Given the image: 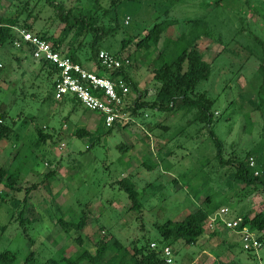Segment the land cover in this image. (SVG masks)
<instances>
[{"label": "rangeland", "instance_id": "374dc122", "mask_svg": "<svg viewBox=\"0 0 264 264\" xmlns=\"http://www.w3.org/2000/svg\"><path fill=\"white\" fill-rule=\"evenodd\" d=\"M55 4L76 20L73 26L60 18ZM263 13L264 0H0V17L16 18L19 28L29 25L34 32L61 39L62 50L74 53L88 69L96 70L91 55L96 39L101 49L127 56L132 83L130 120L107 133L98 121L86 124L81 105L72 108L67 102L59 109L58 100H44L54 76L39 70L30 56L24 58L23 51L0 48V112L8 111L6 122L13 133L0 139V169L13 158L17 171L16 189L0 183V254L10 258L9 264H44L51 257L74 258L82 250L94 254L101 239H117L128 251L129 264L136 244L161 246L157 223L194 211L210 192L218 206L233 214L264 212V187L245 186L233 178L232 165H220L207 128L191 121L194 109L131 106L136 92L138 103L161 104L156 97L162 83L155 69L165 59L174 60L179 37L189 35L200 19L196 48L209 64V76L191 95L202 92L213 101L211 128L222 141V156L244 159L253 152L249 165L264 179ZM163 21L169 23L158 40L138 46ZM186 66L184 62L181 72ZM37 127L51 134L39 146ZM77 129L91 134H77ZM121 177L135 183L139 209L131 208L117 182ZM82 217L81 229L65 231L59 222ZM259 234L261 245L251 250H244L225 229L217 234L207 230L195 244L179 239L168 245L176 264H264V231ZM112 253L107 249L100 263ZM0 264L6 263L0 259ZM76 264L94 263L81 259Z\"/></svg>", "mask_w": 264, "mask_h": 264}, {"label": "trees", "instance_id": "16d2710c", "mask_svg": "<svg viewBox=\"0 0 264 264\" xmlns=\"http://www.w3.org/2000/svg\"><path fill=\"white\" fill-rule=\"evenodd\" d=\"M51 3H54L55 0H48ZM171 1H178V0H171ZM57 9V12L60 14V18L67 22L70 26H73L76 20H72L68 18L64 13H62L63 7L60 4L54 5ZM256 9L257 6H256ZM264 15V13H263ZM171 22V21H170ZM201 22L200 19H197L194 21V26L192 30L190 31L189 35H181L179 38L182 41V43L179 46V53L174 58L173 61H169L165 59L160 66H158L155 69V78L158 79L161 83V89L158 92V95L156 97V101L159 100L161 103L160 105H156V102L148 103V102H141L138 103L137 100L141 98L139 95L140 92H136V99L131 104L133 110L138 107L142 106H148L155 109L160 110H173V109H186V110H192L194 109L192 122H198L203 123V125L207 128V131L212 138L214 145L216 146V154L215 157L218 159L220 165L221 164H229L232 165L234 169V176L233 178L239 179L245 186L252 185V184H259L264 187V179L261 177H258L253 174V167L249 165L248 157L252 155L253 152L246 153V156L244 159H225L222 156V141L221 139L216 135L214 130L211 128L212 124V113L211 108L213 105V101L210 100L205 96L204 93L196 92L194 95H191V91L194 89V87L204 79H207L209 76V64L206 63L200 51L196 48V41L202 34L197 28V24ZM168 22H160L155 23L152 28L149 30V32L145 35V37L137 43L138 46H142L148 41H157L159 38V35L164 31L166 25ZM18 24V21L16 18L12 17H0V48L3 46H13V40L16 38V32L14 31L16 25ZM27 29V28H25ZM28 30L29 25H28ZM40 34L42 37L51 40L58 48L62 49L60 46L61 39L58 38H51L47 36L46 34H42L39 32H36ZM97 40V39H96ZM94 40L91 45V55L95 58L98 53V50L101 49L97 46V41ZM126 42V41H125ZM107 50V49H106ZM20 51V50H17ZM63 51V50H62ZM24 55V58L28 57L27 52H22ZM118 55L117 53H114ZM67 55L70 56V58L78 63H81L78 57L74 53H67ZM119 56V55H118ZM39 64V70H46L48 72V76H54L55 68L44 62V61H37ZM186 62L187 66L184 71L182 70L183 63ZM82 64V63H81ZM130 64V63H129ZM127 66H123L119 71H114L112 74L120 73L123 78L126 80L127 84L130 86L131 78L130 75L127 73ZM3 67H0V70ZM259 70L261 72L262 78L264 80V55L262 64L259 67ZM98 74L104 75L107 74L105 70H103L101 67H98L97 69ZM108 75V74H107ZM53 82V81H52ZM132 89L136 90L135 86H132ZM137 91V90H136ZM48 99V100H47ZM44 100L47 101H53L57 100L53 96L52 92V84L51 88L49 89L48 93L44 97ZM59 104L71 102L72 108L77 106V104L81 105L75 98L66 96L60 100H58ZM82 106V105H81ZM83 107V106H82ZM84 110L88 111L83 107ZM8 116V111L6 109H2L0 112V139L1 138H9V136L12 133V128L7 124L6 117ZM5 120L4 123H2ZM99 123L102 125V127H105L100 120ZM122 124L121 126L124 127L125 124ZM115 124L111 125L110 127H105L107 133L111 131V129L114 127ZM38 131V138L35 141L36 146H39L37 144L42 143L46 140L47 137H51V134L44 133L42 128L37 127L36 129ZM77 134H91V132L84 130V129H77ZM19 148V147H18ZM17 151V150H16ZM13 160V158H12ZM10 159V161H12ZM11 163V162H10ZM12 166H8L5 168L0 169V183L3 182V184L8 189H16L14 187V181L16 177V172L14 171ZM5 178V181H2ZM118 184L120 187L126 192L128 199L131 200L132 205L131 208H140L141 206V200L139 199V193L136 190L135 183L130 179V177H121L119 179ZM219 207L218 204H216L213 201V193L210 192L206 195L204 200L202 201L201 205L197 206V208L194 211H190L186 213L182 218H167L161 223L156 224V228L161 236V246L156 249L149 248L147 244H143L136 246L133 248V252L130 256V260L132 261L129 264H166L164 262V259L162 257V247L163 246H169L168 244L182 239L187 244H195L200 237H202L206 233V227L205 223L211 214H213ZM22 215V213H21ZM239 215V214H238ZM243 217V224H246L249 226V228L253 231H255L257 238L259 241L261 240V235L259 232L264 231V212H256L254 215H241ZM85 217H82L79 219V221L76 222H70V221H64L59 219L60 225L63 227L65 231H69L70 229H81L85 223ZM220 231H222L221 228H218L217 230L212 231V234H217ZM229 231V230H228ZM237 238L239 239V236L236 233H233ZM264 242H262L263 244ZM152 247V246H151ZM112 249V255L111 257L107 258V260L103 264H126L125 258L128 255V251L123 245L117 240L114 239L113 241L104 240L101 239L97 242V247L95 250V253L92 254L87 250H82L77 254L76 257H65L62 256L60 259L56 258H48L44 264H76L81 259H86L89 262H92L94 264H101L100 258L104 256V252L107 249ZM5 253L0 254V259L3 260L6 264L10 263V258H8ZM6 259V260H5ZM198 264V263H197ZM213 264H219V262L216 260Z\"/></svg>", "mask_w": 264, "mask_h": 264}, {"label": "built area", "instance_id": "2783aa9c", "mask_svg": "<svg viewBox=\"0 0 264 264\" xmlns=\"http://www.w3.org/2000/svg\"><path fill=\"white\" fill-rule=\"evenodd\" d=\"M14 30L17 35L13 40L15 49L27 52L32 59L44 61L55 68L52 82L55 99L60 100L66 96L75 98L85 109L97 113L105 127L130 120L127 110L130 86L120 73L109 75L129 65L127 56L99 49L95 61L96 70H92L73 61L66 52L40 34L19 27ZM98 67L108 75L98 74ZM205 227L210 232L221 228L236 233L244 250L257 249L261 245L255 231L243 224V217L233 214L227 206L219 207L208 216ZM151 246L154 247L155 243H151ZM161 254L166 264H176L170 246H163Z\"/></svg>", "mask_w": 264, "mask_h": 264}, {"label": "crops", "instance_id": "0c3cea01", "mask_svg": "<svg viewBox=\"0 0 264 264\" xmlns=\"http://www.w3.org/2000/svg\"><path fill=\"white\" fill-rule=\"evenodd\" d=\"M16 55H18V54H16ZM24 60V59H23ZM23 60H21V62H23ZM33 62L35 63V60L33 59ZM22 64V63H21ZM67 103H62V104H58L57 105V107L59 108V109H61V108H63V107H65V105H66ZM93 116L94 118H93V120L92 121H90V119H89V116ZM96 121H98L99 122V115L97 114V113H94V112H91V111H87L86 112V124L87 125H92V123H96ZM66 127V126H65ZM61 128L64 130V127H62L61 126ZM65 131V130H64ZM60 132V131H59ZM62 133H63V131H61ZM20 140V142H17L16 144H18V146L22 149V145H23V142L21 141V139L20 138H18V140L17 141H19ZM21 145V146H20ZM11 166H12V168H14L15 169V161H14V159L11 161Z\"/></svg>", "mask_w": 264, "mask_h": 264}]
</instances>
